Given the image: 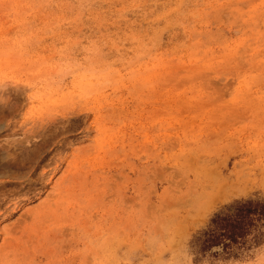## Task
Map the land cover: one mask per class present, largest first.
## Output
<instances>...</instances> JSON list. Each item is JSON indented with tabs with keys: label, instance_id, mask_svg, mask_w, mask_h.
<instances>
[{
	"label": "rangeland",
	"instance_id": "374dc122",
	"mask_svg": "<svg viewBox=\"0 0 264 264\" xmlns=\"http://www.w3.org/2000/svg\"><path fill=\"white\" fill-rule=\"evenodd\" d=\"M264 202V0H0V264H94ZM147 259L137 250L136 264Z\"/></svg>",
	"mask_w": 264,
	"mask_h": 264
},
{
	"label": "trees",
	"instance_id": "16d2710c",
	"mask_svg": "<svg viewBox=\"0 0 264 264\" xmlns=\"http://www.w3.org/2000/svg\"><path fill=\"white\" fill-rule=\"evenodd\" d=\"M264 219V202L253 200L236 201L217 212L203 233L197 237V246L207 250L221 246L224 252L233 251L259 240L256 228Z\"/></svg>",
	"mask_w": 264,
	"mask_h": 264
},
{
	"label": "clouds",
	"instance_id": "9594fccd",
	"mask_svg": "<svg viewBox=\"0 0 264 264\" xmlns=\"http://www.w3.org/2000/svg\"><path fill=\"white\" fill-rule=\"evenodd\" d=\"M126 248L113 245L107 252L101 250L94 264H136L137 250L147 252V259L140 264H186L180 241L167 232H161L145 245L140 239L125 240ZM264 253V250H262ZM264 264V260L261 261Z\"/></svg>",
	"mask_w": 264,
	"mask_h": 264
}]
</instances>
